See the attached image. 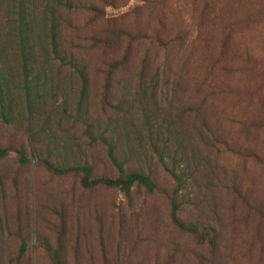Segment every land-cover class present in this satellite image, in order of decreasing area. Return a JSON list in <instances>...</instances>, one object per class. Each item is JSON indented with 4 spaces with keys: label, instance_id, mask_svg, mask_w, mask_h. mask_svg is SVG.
I'll return each instance as SVG.
<instances>
[{
    "label": "rangeland",
    "instance_id": "obj_1",
    "mask_svg": "<svg viewBox=\"0 0 264 264\" xmlns=\"http://www.w3.org/2000/svg\"><path fill=\"white\" fill-rule=\"evenodd\" d=\"M32 5L39 25L40 13L55 12L49 28L87 84L83 97L78 71L48 46L39 63L48 77L32 90L38 100L29 107L17 92L12 121L0 120V144L8 148L0 157V264H54L43 242L56 245L60 236L70 264L75 247L79 264H264V126L256 125L264 122V0ZM106 27H125L133 37L104 49L92 35ZM124 56L104 106V61ZM112 143L124 171H144L160 188L135 184L126 195L85 187L81 171L45 165H87L93 176L115 177ZM171 171L185 179L176 194ZM173 197L184 220L217 232V256L173 223Z\"/></svg>",
    "mask_w": 264,
    "mask_h": 264
},
{
    "label": "trees",
    "instance_id": "obj_2",
    "mask_svg": "<svg viewBox=\"0 0 264 264\" xmlns=\"http://www.w3.org/2000/svg\"><path fill=\"white\" fill-rule=\"evenodd\" d=\"M33 0H0V120L10 123L14 117V106L16 104V94L19 92L27 98L29 107H33V102L37 94L33 95L35 87L48 77V70L45 66L39 67L40 58L47 55V48L56 59L61 61L67 60L80 74L83 81L82 96L85 94V86L87 84V75L83 69L78 67V62L74 61V57L67 58L61 50V40L58 41L56 27L49 28L54 11H49V18H45L47 11L40 13V19L44 22L39 25L36 15V8L32 5ZM97 9L95 5L92 7ZM102 34L92 35V41L102 48H109L116 44L117 38L121 35L133 37L132 31L125 27H109L103 28ZM50 32L49 45L43 44L45 37L49 36L45 32ZM60 42V43H59ZM61 44V45H60ZM131 46V44H130ZM126 56L121 59H109L104 61L103 73L104 83L101 92V102L104 106L109 105L113 96L117 72L125 65ZM23 76L22 79L20 77ZM38 100V98H37ZM256 125L264 126V122L260 121ZM94 126V124H93ZM90 132V129H89ZM113 144V145H112ZM109 144V155L115 165L121 171L119 175L112 176H93L91 169L87 165L60 166L49 160H45L46 167L52 172L64 173L69 170H78L82 172L81 182L85 187H93L97 185H105L108 187L118 188L126 195H129L135 184L143 185L149 192H154L160 188V185L153 177L137 169L124 171L123 162L119 160L115 153L114 143ZM8 148L0 144V157L5 156ZM20 159L26 162L27 157L25 148H19ZM249 155L258 157L256 153ZM173 177L177 181L174 193L176 194L184 185L185 179L180 177L176 172L171 171ZM249 196V195H248ZM242 195L244 201L252 205L250 198ZM180 203L176 197L171 202V218L173 223L180 229L189 231L199 237L200 242H207L211 251L215 256L219 252V238L217 232L213 230L211 225L198 224L194 221L184 220L179 215ZM264 214V207H259ZM264 217V215H262ZM43 245L51 254L54 264H70L64 256V249L67 248V241L61 236L58 237L56 245L45 240ZM26 251V243L22 242L20 246V255ZM74 261L79 264L80 254L78 248H74Z\"/></svg>",
    "mask_w": 264,
    "mask_h": 264
}]
</instances>
